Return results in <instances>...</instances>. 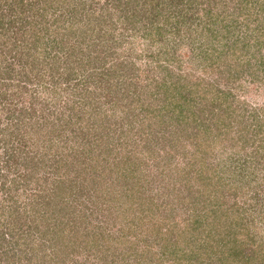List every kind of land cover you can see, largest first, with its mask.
<instances>
[{"label": "rangeland", "instance_id": "374dc122", "mask_svg": "<svg viewBox=\"0 0 264 264\" xmlns=\"http://www.w3.org/2000/svg\"><path fill=\"white\" fill-rule=\"evenodd\" d=\"M68 1L70 5L79 3ZM87 1H94L88 11L113 13L114 24L106 22L103 26V30L110 32L106 41H101V37L100 43L95 41V53L104 54L107 61L100 58L94 61L95 65H120L123 69L117 74L125 69L134 80L142 82L153 77L147 72H153L149 70L158 57L161 61H173L169 63L172 70L175 67V75L188 74L195 84L211 81L218 74L217 84L223 91L216 92L226 97L217 98L215 113H209L205 120L223 138L200 132L204 125L191 118L190 122L186 118L179 122L177 115L181 109L188 113L190 109L180 107L181 97L167 100L164 89L156 93L159 86L155 83L148 85L151 96L143 105L142 98L133 104L128 97L112 102L109 94L100 92L103 86L77 82L76 86L99 91L97 99H88L81 119L85 135L75 134L70 139L62 136L51 147L49 139L45 141L40 147L50 149L51 159L43 169L47 182L42 188L46 191H18L21 212L24 201L39 193L43 194L37 197L41 202L53 193L54 182L61 178L67 188L62 189L56 202L64 208H54L55 216L48 219L39 217L34 221L29 216L27 222L23 215L18 220L0 215V264H264V76L259 70L263 68L259 61H264V43L261 37L257 38L256 29H252L255 22L252 28L233 25L231 31L224 30L221 23H209L203 17V2L194 5L192 10L197 14L190 23L175 29L173 16L188 9L179 10L181 0L173 4L166 1L161 5V15L172 16L168 24L164 23L162 37L153 41L142 32L125 28L117 8L109 5L102 9L106 0ZM54 2L58 4L57 0ZM56 4L47 13L49 21ZM102 44L105 46L101 47ZM83 47L84 55L91 53L90 40L84 41ZM131 47L133 51H129ZM105 48L112 54L108 55ZM56 49L65 58L64 50L58 46ZM161 50L164 53L160 57ZM212 61H219L213 75L204 70ZM238 62L236 69L233 65ZM228 64L239 72L237 82L225 78L223 73L219 76L218 72ZM158 71L160 78L167 72ZM197 86L195 93L199 96L203 87ZM73 89L67 85L61 95L73 97ZM86 94L83 93V99L79 94V100L76 97L78 109L87 99ZM117 94L113 92L111 96ZM200 106L201 103L194 110L198 111ZM225 108L233 111L231 119L224 117ZM159 109L162 111H156ZM242 117L244 120L239 122ZM237 128H242V136ZM52 132L51 137L55 136ZM26 148L30 155L36 153L35 144L28 143ZM58 155L61 164L56 162ZM5 195L0 191V199ZM54 228L61 230L60 234L48 237L46 231L52 233Z\"/></svg>", "mask_w": 264, "mask_h": 264}, {"label": "trees", "instance_id": "16d2710c", "mask_svg": "<svg viewBox=\"0 0 264 264\" xmlns=\"http://www.w3.org/2000/svg\"><path fill=\"white\" fill-rule=\"evenodd\" d=\"M54 1L0 0V157L2 158L0 159V191L6 192L5 197L0 199V215H5L4 218L8 220H18L20 215L24 216L26 222L29 216H32L31 219L34 221L39 217L48 219L51 215L55 216L54 208L59 206L56 199L60 198L62 189L67 188V183L61 178L54 182L53 193L50 192L41 202L37 201V197L43 195H38L39 193H34L35 200L32 198L30 201H24L22 210L25 212H19L21 205L18 204L20 198L18 191L20 188L24 190L39 189L41 193L46 191L42 188L47 182V176L44 175L43 169L46 168L48 162H51V159L49 158L50 149L40 147L45 144V141L47 142L49 139V146L51 147L58 144V141L63 139L62 136L68 138L71 136L70 138H72L75 134L76 136L85 135L86 127L81 119H84L83 113L87 110L88 99H91L90 102L97 99L95 96L99 95V91L88 86L84 88L83 86H76L77 82L83 80L86 84L91 82L103 86L100 92H103L104 95L109 94L114 100L112 102L116 103L128 97L131 99L130 103L133 104L134 100L142 98L143 102L141 103L143 105L145 100L150 99L151 96L148 93V85L155 83L159 86L156 93H160V90L164 89L167 92V100L168 98L174 100L181 97L179 99L180 107L190 109L189 113L185 109H181L177 115L179 122L181 119L186 118L189 121L191 118L193 121H197V124L204 125V129L199 128L200 132L219 134L212 129L209 125L210 122L205 120V118H209V113H215L217 98L226 97L216 92V90H221V85L217 84V82L219 83L218 74L211 81L203 84L200 81V83L195 84L189 80L188 74L175 75V67L172 70L173 65L169 63L173 61H161L158 57V61H153L149 70L153 72L150 74L146 71L149 77L151 75L153 77L148 78L150 80L145 78L146 82H142L134 80L125 69L121 74H117L119 70L123 69L120 65L105 66L104 63L95 65L94 61L97 59L102 58V60L106 59L104 61H107L104 54L101 56L95 53V41H98L100 37L101 41H106L105 36L109 35L110 32L103 30V26L106 22L114 24L113 13L111 11L102 12L98 9L88 11V8L93 6L94 1L89 3L87 0H77L79 3L73 5H70L68 0H57L58 4ZM166 1L170 4L175 3V0H106L101 8L107 9L110 7L109 5L117 8L119 19L123 20L125 28L142 32L144 36H149L155 41V39L160 38L158 36L162 34L161 30L164 23L168 24L172 16L170 14L164 15L165 17L161 15L163 14L161 5L166 4ZM203 2H205L203 8L205 16L203 17H207L209 23H221L224 30L231 31L233 25H245L246 28H252L251 24L254 21L255 25L252 29H256L257 38L261 37L264 43V0H181L180 4L183 3L184 5L182 4L179 10H184V7H187L188 10L182 14L177 13L176 17L173 16L175 18L172 19L175 24L174 28L190 23L197 14L192 10L194 5L197 7ZM53 3L56 4L55 13L52 15V21H49L47 13L53 8ZM216 8L220 12L215 11ZM241 17L242 20H240ZM203 28L207 29L206 26ZM89 40L92 46L89 47L91 55H84V41ZM124 42L130 45L134 44L132 40ZM57 46L64 50L65 53L62 56L65 58H61V54L57 53L60 52L56 51ZM103 46L105 45L102 44L101 47ZM230 46L228 44L227 48ZM54 48L55 50L52 51ZM113 49L115 48L113 47ZM104 50L107 54H112L106 48ZM133 50V47L129 49V51ZM158 52L160 57L164 53L162 50ZM166 54L167 57H170L168 53ZM88 57L91 61H84V58ZM207 59L209 58L205 57V60ZM217 62L219 61L210 62L204 68L205 73L213 75V72L216 71L215 67L218 65ZM239 65L238 62L233 67L238 69ZM260 66L263 67L259 68L261 76H264V61H259ZM226 67V69L218 72L219 76H222L223 73L225 78L237 82L239 72L235 71L230 64ZM158 70L167 71L161 77L162 79L157 76V73H161ZM165 77L168 81H165ZM173 77L178 80L173 79ZM14 80L16 83H13ZM197 84L203 87V94L199 96L195 93L197 91L195 87L198 88ZM67 85L74 87L75 94L73 97L71 94L66 97L61 95L62 90ZM113 92L119 94L111 96ZM212 92L214 96L210 95ZM83 93H87V99L84 100L81 109H78L75 106L76 97L79 94L82 98ZM224 93L227 95L226 90ZM80 97H77V100ZM200 103L199 110H194ZM96 106L97 104L94 105V108ZM111 106L116 107L114 104ZM68 109L71 112H67ZM92 110L90 108V113ZM156 111H162V109ZM232 112V110L225 108L224 117H229ZM202 113L203 115H201ZM243 120L242 117L239 122ZM220 121L224 125L222 118ZM257 121L259 122V120ZM94 123L96 124V122ZM52 131H54L55 136L51 137ZM236 132L240 136L243 135L242 128H237ZM39 133L43 134L39 135ZM28 143L35 144L36 153L29 154L30 150L26 148ZM37 155L40 156L37 157ZM59 157L58 155L56 162L60 161ZM57 164H61V162ZM27 206H30V209ZM41 206L46 208L43 210ZM59 207L60 210L64 208L62 205ZM29 211V215L26 216ZM57 217L60 216L57 215ZM58 220L56 223H59ZM60 223L63 221L60 220ZM60 231L54 228L52 233L50 231H46V233L49 234L48 237L52 234L54 238L55 234ZM2 238H4L3 240L6 239L4 235ZM53 238H51V242L54 241ZM6 253L8 256L10 251L7 250ZM8 257L10 258V256Z\"/></svg>", "mask_w": 264, "mask_h": 264}]
</instances>
